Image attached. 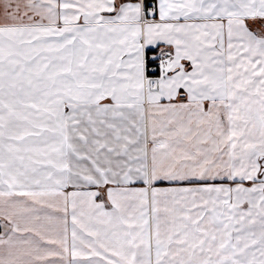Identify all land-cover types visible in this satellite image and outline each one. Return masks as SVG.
I'll use <instances>...</instances> for the list:
<instances>
[{
	"label": "snow or ice",
	"instance_id": "obj_1",
	"mask_svg": "<svg viewBox=\"0 0 264 264\" xmlns=\"http://www.w3.org/2000/svg\"><path fill=\"white\" fill-rule=\"evenodd\" d=\"M0 264H264V0H0Z\"/></svg>",
	"mask_w": 264,
	"mask_h": 264
}]
</instances>
